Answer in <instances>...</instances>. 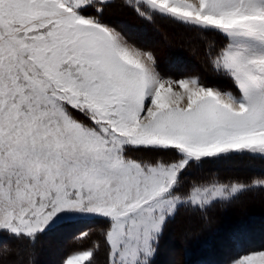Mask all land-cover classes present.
I'll return each instance as SVG.
<instances>
[{"label":"snow or ice","instance_id":"obj_1","mask_svg":"<svg viewBox=\"0 0 264 264\" xmlns=\"http://www.w3.org/2000/svg\"><path fill=\"white\" fill-rule=\"evenodd\" d=\"M115 2L0 0V243L98 231L104 264H153L181 210L264 188L204 173L264 159V0H120L145 23L198 34L227 88L162 69L105 20ZM257 229L239 221L218 235V250L236 251L224 264H264V245L250 246ZM99 251L94 241L60 264H97Z\"/></svg>","mask_w":264,"mask_h":264},{"label":"rangeland","instance_id":"obj_2","mask_svg":"<svg viewBox=\"0 0 264 264\" xmlns=\"http://www.w3.org/2000/svg\"><path fill=\"white\" fill-rule=\"evenodd\" d=\"M127 15L124 7L114 4L113 7L105 9L104 18L107 22L123 28L139 47L149 48L154 52L160 65L166 62L169 68L178 66L186 74L200 76L207 83H214L223 88L230 86L227 80L211 73L204 54V41L198 37V34L183 27H173L164 20H157L150 26L142 25L137 30L120 22L119 19H127ZM117 17L118 19H115ZM130 22L134 23L132 20ZM146 33L148 36H145ZM217 42L222 43L219 38ZM184 103L186 101H182L181 106ZM204 173L206 178L214 173L222 181L250 183L264 179V159L235 157L205 165ZM239 221H251L257 226L264 222V188L257 187L246 191L232 203L224 206L216 205L207 213L181 210L165 227L153 264H185L187 261L191 263L189 261L191 259L192 262L195 259H202L212 261L213 264H224V261L230 255H235L236 251L218 250L217 237L229 224ZM75 231L41 235L34 247L27 242L9 240L5 236L3 243H0V264H60L65 255L88 249L92 247L94 241L100 243V251L96 255L97 264H104L106 251L99 232L94 231L89 238L78 243L74 239ZM262 245H264V235L257 229L250 246L259 248ZM187 251L190 255L186 253Z\"/></svg>","mask_w":264,"mask_h":264},{"label":"trees","instance_id":"obj_3","mask_svg":"<svg viewBox=\"0 0 264 264\" xmlns=\"http://www.w3.org/2000/svg\"><path fill=\"white\" fill-rule=\"evenodd\" d=\"M114 4H117V6L119 5V6H121V7H124L123 5H122V3L120 2V0H116V2L115 3H112V4H110L109 5V8H111V7H113V5ZM124 10L126 11V14H128L127 16V19H119V20H121L120 22H122L123 24H127V26L129 25V26H132L133 28H136L137 30H139V28L143 25V26H145L146 24L148 25V26H150V25H153L154 23H151V24H149V23H145L144 21H142L141 19H139L137 16H136V14L131 10V9H129V8H126V7H124ZM135 18V19H134ZM115 19H118V17L117 18H115ZM123 20V21H122ZM128 20V21H127ZM130 20H132V21H134V23L133 22H130ZM166 23H169V22H167V21H165ZM171 24V23H170ZM173 27L175 26H177L178 28H180L181 26H179V25H175V24H171ZM167 30V29H166ZM166 30H163V32H165ZM168 31V30H167ZM140 33V32H139ZM145 36H148V34L146 33V35ZM149 47V46H148ZM145 50H147V51H151L149 48H147V49H145ZM152 52V51H151ZM152 53H154V52H152ZM157 62H158V64H159V60H157ZM161 63V62H160ZM169 63V61L167 62V64ZM160 65V64H159ZM160 67L162 68V69H168L169 67L166 65V62H165V64L163 63V64H161L160 65ZM245 249H247V248H243V249H240L239 251H244ZM188 255H190L189 253V251H187L186 252ZM194 258V257H193ZM195 259V258H194ZM189 261H191V263H189L188 261L185 263V264H202V262L203 261H206V260H197V259H195L193 262H192V259L191 260H189Z\"/></svg>","mask_w":264,"mask_h":264},{"label":"bare ground","instance_id":"obj_4","mask_svg":"<svg viewBox=\"0 0 264 264\" xmlns=\"http://www.w3.org/2000/svg\"><path fill=\"white\" fill-rule=\"evenodd\" d=\"M185 58H187V57H185ZM187 63V62H186ZM72 245V244H71Z\"/></svg>","mask_w":264,"mask_h":264}]
</instances>
